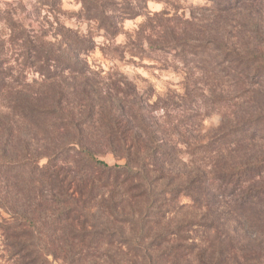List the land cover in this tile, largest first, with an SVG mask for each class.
<instances>
[{
  "label": "trees",
  "instance_id": "1",
  "mask_svg": "<svg viewBox=\"0 0 264 264\" xmlns=\"http://www.w3.org/2000/svg\"><path fill=\"white\" fill-rule=\"evenodd\" d=\"M81 1L112 40L146 17L157 40L140 26L133 57L214 50L219 75L264 83V0H209L206 24L151 13L149 0ZM22 39L21 63L0 61V264H264V113L186 159L133 81L83 58L93 37L64 25ZM213 152L218 162L199 159Z\"/></svg>",
  "mask_w": 264,
  "mask_h": 264
},
{
  "label": "rangeland",
  "instance_id": "2",
  "mask_svg": "<svg viewBox=\"0 0 264 264\" xmlns=\"http://www.w3.org/2000/svg\"><path fill=\"white\" fill-rule=\"evenodd\" d=\"M208 2L209 0H149L148 9L155 13L168 7L173 20L183 22L185 19H193L206 24L212 16L201 6ZM147 22L145 16L128 19L124 23V32L112 40L97 24L86 19L81 0H0V44L3 50L0 52V61L7 62L5 66L20 64L22 37L27 34L35 35L37 31H46L50 38L57 32V28L65 25L78 30L82 36L93 37L95 45L83 58L93 69L102 71L104 76L133 81L138 93L149 99L153 115L158 116L160 123L166 127L168 137L174 142H182L180 146L186 159L196 158L197 154L192 146L194 143L206 141L217 134L222 126H233L239 119L249 115L255 118L257 113H264V83H237L232 77L219 75L220 68L215 61L214 50L205 51L203 58L202 55L197 58L188 54L184 61L173 53L153 49H148L152 57H133L130 41L136 38L140 26L143 25L141 29L145 30L144 36L150 34L153 40H157L156 31ZM189 34L191 35V31ZM128 37L132 39L128 40ZM237 41H241V45L248 43L247 39L239 36ZM13 75L17 76L15 73ZM37 75L32 72L27 74L31 78ZM258 142L262 144L264 140ZM240 143L241 145L231 144L230 150L244 148L246 142ZM227 155L232 156L231 152ZM100 157L110 165L124 162L112 153H105ZM199 159L210 166L218 162L219 158L213 152L211 155L202 153ZM182 217L179 215L176 220H181ZM0 256L3 259L1 251ZM100 263L112 264L106 259ZM54 264L64 263L56 260Z\"/></svg>",
  "mask_w": 264,
  "mask_h": 264
}]
</instances>
